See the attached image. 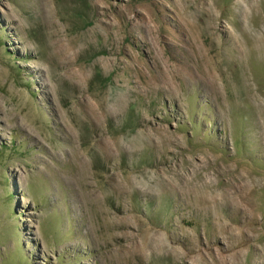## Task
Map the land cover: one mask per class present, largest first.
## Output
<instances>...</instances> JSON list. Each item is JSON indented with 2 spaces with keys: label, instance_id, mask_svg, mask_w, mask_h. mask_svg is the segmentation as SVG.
<instances>
[{
  "label": "rangeland",
  "instance_id": "rangeland-1",
  "mask_svg": "<svg viewBox=\"0 0 264 264\" xmlns=\"http://www.w3.org/2000/svg\"><path fill=\"white\" fill-rule=\"evenodd\" d=\"M0 264H264V0H0Z\"/></svg>",
  "mask_w": 264,
  "mask_h": 264
},
{
  "label": "bare ground",
  "instance_id": "bare-ground-1",
  "mask_svg": "<svg viewBox=\"0 0 264 264\" xmlns=\"http://www.w3.org/2000/svg\"><path fill=\"white\" fill-rule=\"evenodd\" d=\"M207 9V8H206ZM245 9V8H244ZM209 10V9H208ZM224 29V28H223ZM227 29V28H226ZM254 31L255 32H260L261 31V29L260 28H258V29H254ZM241 35V34H240ZM222 42L223 43H226L227 45H229V46H234V45H236V37H235V34H233V32L232 31H230V30H225V34H224V36H223V40H222ZM199 49V48H198ZM199 51V50H198ZM203 62V61H202ZM208 65V64H207ZM212 65V64H211ZM210 66V65H209ZM208 66V67H209ZM209 69V68H208ZM215 70V69H214ZM208 72H209V70H208ZM214 72V71H213ZM210 73V72H209ZM209 75V79H210V81L212 82V81H214V73L212 74V73H210V74H208Z\"/></svg>",
  "mask_w": 264,
  "mask_h": 264
}]
</instances>
